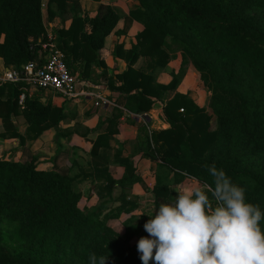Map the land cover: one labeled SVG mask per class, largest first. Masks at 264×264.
<instances>
[{
  "label": "trees",
  "instance_id": "obj_1",
  "mask_svg": "<svg viewBox=\"0 0 264 264\" xmlns=\"http://www.w3.org/2000/svg\"><path fill=\"white\" fill-rule=\"evenodd\" d=\"M133 1L137 7L124 17L119 34L134 21L142 30L131 49L123 51L121 44L114 49L115 57L129 63L127 69L108 80L103 70L100 77L117 93L114 104L129 113L146 114L158 103L162 107L168 128L149 131L141 126L137 139L141 157L156 164L154 209L173 203L176 196L170 189L186 178L200 186L211 184L208 168L215 164L245 189V201L264 213V0ZM47 5L56 6L60 16L72 14L69 28L53 34L69 71L78 67L81 77L89 78L93 69H105L104 40L121 19L118 11L101 4L90 17L81 16L80 0H48ZM48 12L51 16V9ZM45 38L42 0H0V58L5 68L22 72L27 63L42 57ZM175 53L181 65L167 85L156 83L153 73L133 68L144 57L157 73ZM188 65L207 93L211 115L178 92ZM21 93L19 84L0 86V120L6 129L10 125L15 130L11 119L18 113L37 135L66 118L61 108L37 97H25L20 108ZM102 135L89 153L91 176L104 180L102 192L121 189L119 206L106 214L104 206L90 213L80 207L82 194L74 188V178L53 166L42 170L36 159L0 158V264H90L91 254L97 264L101 256L107 257L105 264H142L136 238L140 231L148 236L143 225L150 217L132 225L138 218L131 215L123 237L107 220L136 208L124 191L143 180L129 159H119L126 166L122 177H111L109 162L100 152L108 139ZM260 227L264 232V218Z\"/></svg>",
  "mask_w": 264,
  "mask_h": 264
},
{
  "label": "crops",
  "instance_id": "obj_2",
  "mask_svg": "<svg viewBox=\"0 0 264 264\" xmlns=\"http://www.w3.org/2000/svg\"><path fill=\"white\" fill-rule=\"evenodd\" d=\"M48 0H42V16L43 24L46 33H52L59 29H68L71 24V19L61 18L56 6L49 7L47 5ZM105 3L118 9L121 19L118 22L116 28L110 33L104 40V52L103 63L104 68L93 69L89 78L81 77V70L78 67L72 69L73 75L76 77V91L87 92L96 91L107 95L111 100L117 93L110 90L107 80L109 77L122 73L127 68V63L122 59L114 56L115 46L118 44L123 45V49L126 51L131 49L136 43L135 35L142 29V25L137 22H132L126 33H121L124 17L128 15L130 10L137 7V2L133 0H102ZM100 2L91 0H80L81 13L88 14L90 17H94L97 14L98 5ZM51 9L52 15L50 16L48 10ZM181 65V56L180 62ZM169 64L168 70L160 73L157 77V82L160 84H168L172 79V73H175L179 67ZM179 65V66H180ZM5 68L3 61L0 58V70ZM107 73V80L100 77L102 71ZM190 74V73H187ZM187 74L178 87V92L181 94H188L194 101L199 102L197 94L191 93V86L187 81ZM186 78V79H185ZM119 83L116 82V86ZM29 98L37 97L42 103L51 104L53 107L61 108L66 114V118L60 122L57 127H50L43 131L39 137L30 142V153L35 157L36 155H49L53 157L60 152H72V157L69 159H79L83 154L87 155L86 160L90 161L89 153L93 147L94 142L100 134L101 137L106 136L108 139L103 140V147L100 149L101 153H108L109 157L113 158L117 152H120V158L126 157L134 161L136 167L135 174L142 178V174H146L150 171L154 172L156 166L152 161L142 158L141 153L138 150L137 139L142 127L147 130H160L166 129L168 126L163 122L162 107L158 103L146 114L144 119L137 117H130L124 112L122 107L114 106H101L94 107L93 100L87 96H78L73 99L62 98L51 92L30 90ZM20 114V113H19ZM12 124L18 130L19 134H28V125L25 123L23 117L19 115L14 116ZM142 126V127H141ZM4 124L0 120V137L4 134ZM33 133V132H31ZM17 146V140H3L0 141V158H12L17 161V158L13 157L10 152ZM126 148V150H123ZM135 150V152H134ZM13 151V150H12ZM85 152V153H84ZM132 152V153H131ZM18 153H16V157ZM106 157L109 162V169L113 173L117 172L118 175L115 179H119L124 174L123 165L114 163V160ZM115 158V157H114ZM49 159V158H47ZM51 168H47L50 170ZM114 169V170H113ZM154 174V173H153ZM154 176V175H153ZM143 180V178H142ZM138 184L133 185L136 187ZM174 189V188H172Z\"/></svg>",
  "mask_w": 264,
  "mask_h": 264
},
{
  "label": "clouds",
  "instance_id": "obj_3",
  "mask_svg": "<svg viewBox=\"0 0 264 264\" xmlns=\"http://www.w3.org/2000/svg\"><path fill=\"white\" fill-rule=\"evenodd\" d=\"M208 171L211 184L182 189L149 215L143 225L148 236L137 242L142 264H264V213L245 201V189L224 170L213 164ZM89 260L97 264L95 254Z\"/></svg>",
  "mask_w": 264,
  "mask_h": 264
},
{
  "label": "rangeland",
  "instance_id": "obj_4",
  "mask_svg": "<svg viewBox=\"0 0 264 264\" xmlns=\"http://www.w3.org/2000/svg\"><path fill=\"white\" fill-rule=\"evenodd\" d=\"M99 2L100 3L98 5V8L101 4L111 6L110 4L105 3L102 0H100ZM111 7H113V6H111ZM113 8H115V7H113ZM116 10L118 11V9H116ZM97 11H98V9H97ZM118 13H119V11H118ZM80 14H81V16L83 15L82 13H80ZM61 18H63V19L72 18V14H71V12L67 11L65 14L61 15ZM140 31H138V32H140ZM135 39H136V35H135ZM123 51H126V50L123 49ZM118 58H122V57H118ZM122 59L127 63V66H128L129 63L124 58H122ZM178 62H180V54L175 53L173 55L172 59L167 63L165 68L163 70L158 69L159 72L156 73V71H153L147 65L148 61L144 57H140L138 59V61L135 63V65L133 66V68L135 70H142L146 74L153 73V75L155 77L154 79H155L156 83H158L157 82L158 75L160 73L167 71L168 65L170 63L173 65H175L177 63L176 67L180 68V66H179L180 64H178ZM178 70L179 69H177L176 72H178ZM187 73H190V74H187ZM186 74H187V76H186L187 81L189 82V84L192 88L190 90L191 93L197 94V96H198L199 102L196 103V101H195V103L200 107H205L207 112L211 115V110L209 108V99H208L207 93L202 89V85H201V83L197 77V74L192 70L191 65L186 66ZM158 84H160V83H158ZM115 85H116V83H115ZM160 85H167V84H160ZM146 114H148V113H146ZM19 115L20 114L18 113L16 115V117H18ZM213 128H214V123L212 122V129ZM4 129H5V132H4V134L1 135L0 141H3V140L15 141V140H17V146L14 149H12L13 151L12 150L10 151L12 153L13 157L17 158V161L26 162V161H29L31 159H36V161L38 163V167L40 169H42V170H47V168L52 169V166H53V169L56 172H58L59 174L74 178V188L77 191L81 192V194H82V200L80 202V207H82V208L85 207L86 211L88 213L92 212L94 209L98 208L99 206H104V208H105L104 211L106 214L108 212V210H110V209L113 210L119 206V204H120L119 195L121 194V189L114 186V187H112V189L110 191L111 194L110 193L108 194L107 192H102V189L104 188L103 186H104L105 182H104V180H97V179L92 178L90 170H89V161L85 159V157H87V155H85L86 154L85 152H84L85 154L80 156L79 159L67 160V157H72L75 153L71 154L72 152H68V151H65V152L58 151L59 153L54 155V156H56L55 160L51 162L50 159H53L54 156L50 158V157H48L49 155H47V154H45V155L38 154L34 157L32 155L33 152L30 153V145H28V144L32 141H35L41 133L39 135H37L35 133H31L29 131V128H28V134L27 133L26 134H19L16 127L14 128L15 130L13 131L12 128H10V125H9V127H7V129L5 127H4ZM123 150H126V148H124ZM134 152H135V150H134ZM16 153H18L17 157H16ZM104 155L106 157H109L108 153H105ZM119 156H120V152L119 153L117 152V154L114 155L115 158L114 157L113 158L109 157V158L112 159V161L114 160V163H118L119 165H123L124 173H125L126 172V166L119 162V159H122ZM47 158H49V159H47ZM125 159L127 160L129 158L126 157ZM130 164H131L132 168L134 169V173H135L136 167L134 165V161L130 160ZM109 173H110L112 178H114V175L115 176L118 175L117 172L112 173L110 171V169H109ZM153 175L154 174L152 173V171L150 169V171L148 173L142 174V178H143L142 183L138 184L136 187L132 186V188L126 189L124 191V195L127 197V200H132L136 204V208L131 213L121 214V216L118 219L107 220L108 226H110L121 237L124 236L125 229L127 226L125 224V221L127 219H129V217L131 215L137 217L138 213L144 214V215L137 217L138 219L131 221L132 225H139L140 222L143 221V219L145 217H148L149 215L155 213V211H154L155 210L154 209V195L152 192V189H153V186L155 183ZM196 186H198V183L196 182V180L191 179V178H186L181 182L180 185H174L172 187L174 189L171 188L170 190L176 196L177 193L180 192L182 189L189 188V187L194 188ZM98 191H100V193ZM121 225H123V227H122L121 231L119 232V228L121 227ZM141 237H143V231L139 232L136 240L140 239ZM133 243H134V241H133Z\"/></svg>",
  "mask_w": 264,
  "mask_h": 264
},
{
  "label": "built area",
  "instance_id": "obj_5",
  "mask_svg": "<svg viewBox=\"0 0 264 264\" xmlns=\"http://www.w3.org/2000/svg\"><path fill=\"white\" fill-rule=\"evenodd\" d=\"M42 57L27 63L22 72L2 68L0 70V86L6 83L19 84L22 93L18 104L23 108L25 97H30V90L51 92L57 96L73 99L87 96L93 100L94 107L114 106V102L105 94L96 91L77 92L76 77L69 71L63 52L57 47L52 33H46L45 40L40 44ZM183 111L182 109L180 110ZM130 117L144 119L146 114H132L124 109Z\"/></svg>",
  "mask_w": 264,
  "mask_h": 264
}]
</instances>
